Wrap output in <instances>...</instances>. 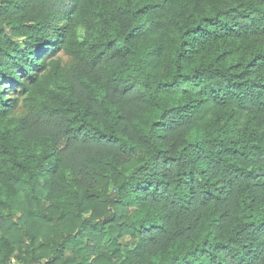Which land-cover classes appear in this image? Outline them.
<instances>
[{"label": "trees", "instance_id": "1", "mask_svg": "<svg viewBox=\"0 0 264 264\" xmlns=\"http://www.w3.org/2000/svg\"><path fill=\"white\" fill-rule=\"evenodd\" d=\"M264 264V0H0V264Z\"/></svg>", "mask_w": 264, "mask_h": 264}, {"label": "built area", "instance_id": "2", "mask_svg": "<svg viewBox=\"0 0 264 264\" xmlns=\"http://www.w3.org/2000/svg\"><path fill=\"white\" fill-rule=\"evenodd\" d=\"M9 264H19V263L15 262V261H12Z\"/></svg>", "mask_w": 264, "mask_h": 264}]
</instances>
